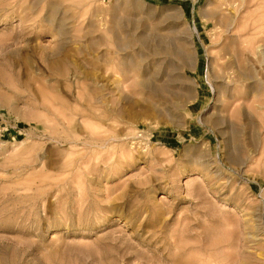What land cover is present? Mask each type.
Listing matches in <instances>:
<instances>
[{
    "label": "rangeland",
    "instance_id": "rangeland-1",
    "mask_svg": "<svg viewBox=\"0 0 264 264\" xmlns=\"http://www.w3.org/2000/svg\"><path fill=\"white\" fill-rule=\"evenodd\" d=\"M263 38L264 0H0V264H264Z\"/></svg>",
    "mask_w": 264,
    "mask_h": 264
},
{
    "label": "bare ground",
    "instance_id": "bare-ground-1",
    "mask_svg": "<svg viewBox=\"0 0 264 264\" xmlns=\"http://www.w3.org/2000/svg\"><path fill=\"white\" fill-rule=\"evenodd\" d=\"M235 1V0H234ZM224 2V1H223ZM250 2V1H249ZM242 7V6H241ZM236 8H234V10H235ZM234 10H232V11H234ZM236 12H237V10H235ZM257 12V11H256ZM258 13V12H257ZM259 14V13H258ZM255 17V16H254ZM257 17H258V15H257ZM256 17V18H257ZM245 18V17H244ZM260 18V17H259ZM263 19V18H262ZM261 19V21H263ZM229 20H231V19H229ZM228 21V20H227ZM238 21V20H237ZM234 22V21H233ZM230 23V22H229ZM232 23V22H231ZM237 24V23H236ZM260 24H262V23H260L259 22V19H257V20H254L253 21V23H252V27H250L251 29L253 28V34H254V40L257 42V43H259L262 39H261V33H262V28L260 27ZM236 26V25H235ZM263 27V26H262ZM242 34V33H241ZM253 38V37H252ZM263 40H264V38H263ZM242 41V40H241ZM259 45V44H258ZM260 46V45H259ZM257 48V47H256ZM260 48H261V46H260ZM238 49V48H237ZM241 51V50H240ZM221 57V56H220ZM222 59V58H221Z\"/></svg>",
    "mask_w": 264,
    "mask_h": 264
}]
</instances>
